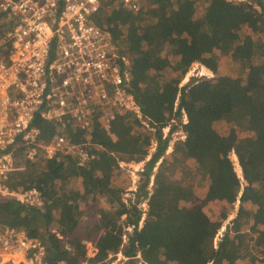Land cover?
<instances>
[{
  "label": "trees",
  "instance_id": "16d2710c",
  "mask_svg": "<svg viewBox=\"0 0 264 264\" xmlns=\"http://www.w3.org/2000/svg\"><path fill=\"white\" fill-rule=\"evenodd\" d=\"M262 5L263 0H142L134 13L105 0L96 21L130 59L132 92L152 131L141 132L130 114L114 122L113 136L99 127L69 130L93 159L81 164L58 154L49 162L18 164L10 189H38L45 205L0 198V229L22 230L39 241L46 264H108L122 247L124 264L262 263L264 12L256 8ZM196 63L214 77H194L180 87ZM184 118L186 138L176 145L180 155L169 161L162 129ZM36 123L46 142L59 129L41 118ZM154 141L156 152L135 194L138 203L148 201L140 228L143 212L123 199L131 182L120 162L141 160ZM88 209L97 212L96 224L89 222ZM233 214L215 249L214 238ZM85 242L96 245L95 257L87 255Z\"/></svg>",
  "mask_w": 264,
  "mask_h": 264
},
{
  "label": "built area",
  "instance_id": "2783aa9c",
  "mask_svg": "<svg viewBox=\"0 0 264 264\" xmlns=\"http://www.w3.org/2000/svg\"><path fill=\"white\" fill-rule=\"evenodd\" d=\"M142 0H117L136 13ZM101 0H0V198L16 197L42 208L38 189L16 193L9 182L18 160L52 161L58 154L93 159L68 135L95 127L109 135L126 114L148 120L131 88V61L94 19ZM264 12L263 5L256 7ZM59 129L46 142L36 120ZM38 251L22 230L0 229V264H29L21 248Z\"/></svg>",
  "mask_w": 264,
  "mask_h": 264
},
{
  "label": "rangeland",
  "instance_id": "374dc122",
  "mask_svg": "<svg viewBox=\"0 0 264 264\" xmlns=\"http://www.w3.org/2000/svg\"><path fill=\"white\" fill-rule=\"evenodd\" d=\"M101 2L104 3L105 0H101ZM97 15H95V17H94L95 20H97ZM166 74H167L166 76H168V77L171 76V74L169 72H167ZM194 77H196V78H204V77L212 78V77H214V74L211 71H209L207 68H205L204 66L196 63L191 67L190 71L183 78V80H181L180 87H183V86H186L187 84H189L190 80ZM183 122H186V118H184L182 122H178V120L176 119V120L171 121L167 126H165L162 129L163 138L169 140V147H168V150L166 151V154H165V158H168L169 161L174 159L176 156L180 155L179 153L177 154L175 152V149H176V145L179 142L184 141L186 138V136L182 130V126H181V124ZM140 131L144 132V133H151L152 130L150 129V127H147L144 125L141 127ZM155 152H156V144L154 141V142H152V145L149 149L148 154L144 158H142L141 160H137V161L122 160L120 162L121 166L123 167V169H125V173L129 177L130 182H131L129 184L128 189L124 193L123 199L125 200L126 204H128V206L136 204L138 206V208L143 212L142 220H141L140 226H139L140 228L143 226L145 215H146V212L148 211V201L144 200L142 198L140 200V202L138 203L136 200L135 194L137 193L139 186H140V184L144 178L142 173H143V170L145 168V165L153 157ZM233 159L235 162L236 172L238 173V175L241 177V180H242V171L238 165L237 159L234 157H233ZM24 160L25 159L20 158L18 160V164H21ZM155 172H157V169H155ZM153 180L154 179L152 178L151 183H150L149 187L147 188V190L150 191V193L152 191L151 188L153 185ZM98 207H102V204L100 203V205H98ZM236 207H238V206H236ZM235 216H236V214H233L232 216H230V218L226 221V223L224 224V226L220 230L219 234L214 238L215 249H217L219 243L221 242L222 237H223V233H224V231H226L227 226L229 225V222H231V220ZM97 218H98L97 212H95V210H93V209L92 210L88 209V220H89V222L96 224L98 222V221H96ZM121 221L123 223H126L127 217L126 216L121 217ZM132 228L133 227H129V228L125 229V231H126V234L124 237L125 241H127V238H128V236H126V235L132 232V230H133ZM85 243H86L87 255L91 258L95 257V255L97 253L96 245L94 243H91V242H85ZM39 244H41V243L39 242ZM65 245H66V248L68 250H70L67 239L65 240ZM122 248H120V251L116 255H109L108 256L109 257L108 258V264H124V262L127 261V258L122 253ZM44 249L45 248L42 247L38 251L34 252V254H31L33 252V250H36V249H30L29 245H25L21 248V252H22L21 255L22 256H19V257H22L23 259L27 260L29 264H46L43 261V258L45 256V250ZM85 264H87V263L85 262ZM210 264H212V263H210ZM242 264H247V263H242ZM259 264H264V260L262 261V263L260 262Z\"/></svg>",
  "mask_w": 264,
  "mask_h": 264
}]
</instances>
